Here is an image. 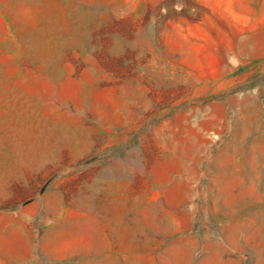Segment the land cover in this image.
Returning <instances> with one entry per match:
<instances>
[{
  "label": "rangeland",
  "instance_id": "obj_1",
  "mask_svg": "<svg viewBox=\"0 0 264 264\" xmlns=\"http://www.w3.org/2000/svg\"><path fill=\"white\" fill-rule=\"evenodd\" d=\"M0 264H264V0H0Z\"/></svg>",
  "mask_w": 264,
  "mask_h": 264
}]
</instances>
